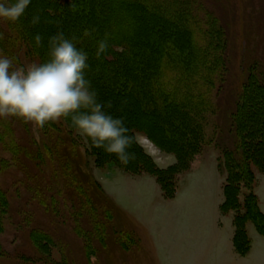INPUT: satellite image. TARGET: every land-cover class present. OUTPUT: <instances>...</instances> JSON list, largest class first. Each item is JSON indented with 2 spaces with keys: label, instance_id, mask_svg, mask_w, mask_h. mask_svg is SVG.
<instances>
[{
  "label": "rangeland",
  "instance_id": "obj_1",
  "mask_svg": "<svg viewBox=\"0 0 264 264\" xmlns=\"http://www.w3.org/2000/svg\"><path fill=\"white\" fill-rule=\"evenodd\" d=\"M49 1L31 0L19 20L33 27L46 43L55 35L52 24L51 27L40 22L32 25L31 19L39 15L45 8L43 4ZM119 3L101 0L96 3L94 13L107 14L109 8H120ZM183 3L190 7L197 24L196 31L201 32L204 53L208 51L205 33L212 30L214 21L224 25L229 44L227 73H219L221 80L225 77V84L222 86L215 77L210 88L212 92L206 96L214 110L207 116L208 141L201 153L185 159L163 151L145 132H135L137 145L160 171L178 173L177 181L168 184V192L174 196L164 197L161 186L165 184L161 185L148 171L135 174L115 163L97 165L89 140L77 130L69 135L62 118L41 126L12 116L0 117V196L9 204L0 227V264H211L201 261V255L196 251L201 245L189 238L191 227L201 225V207H211L209 200H201V164L203 170L217 158V169L226 177L225 189L227 173L220 169L219 159L222 150H235L232 112L238 92L251 66L264 70V0H179L180 5ZM158 4L170 9V0H159ZM145 19L143 16L141 27L150 30L151 22L147 20L145 24ZM13 24L0 20V36L7 40L6 46L15 33ZM128 25L124 34L134 42L137 39L134 24ZM113 26L110 23L104 30L113 32L116 25ZM122 28L126 29V25ZM147 41L145 37L138 48L130 46L131 53L136 54L130 58L133 63L137 58L142 59L139 54L142 48L151 51ZM3 48L5 46L0 42V55L6 56ZM20 49L16 67L39 64L37 58L27 55L25 46ZM132 62L131 68H134ZM130 111L133 112L132 108L119 117L130 119ZM53 123L61 124L60 134L52 128ZM134 160L129 162L131 166ZM253 171L257 183L264 178L259 169L254 167ZM91 178L95 182L93 187ZM244 192L242 187L241 201ZM254 192L256 194V186ZM223 194L224 203V190ZM220 213L221 222L227 216L232 217L233 247L238 258L251 255L254 246V253L258 254L256 264V258L264 254L260 247L264 235L253 223H248L249 248L241 255L234 244L235 211L223 213L220 209ZM41 235L47 236L46 242L38 241Z\"/></svg>",
  "mask_w": 264,
  "mask_h": 264
},
{
  "label": "trees",
  "instance_id": "obj_2",
  "mask_svg": "<svg viewBox=\"0 0 264 264\" xmlns=\"http://www.w3.org/2000/svg\"><path fill=\"white\" fill-rule=\"evenodd\" d=\"M100 1L51 0L43 4L45 8L40 10V23L50 27L52 24L51 28L55 34L63 31L68 38H78V47L87 51L89 56L86 76L97 91L98 100L105 105H111L105 110L114 117H119L132 108L133 112L130 111L131 116H128L130 119L125 120L130 133L145 132L149 138L160 144L163 151L176 153L185 159L198 155L208 141L206 121L207 116L214 110L206 96L212 92L210 88L215 82V77L219 78L222 86L225 84V77L222 76L223 80L219 77L220 72H223V75L227 73L229 40L224 25L219 24L220 21H214L212 30L204 32V43L208 49L204 53L201 50V32L196 31L197 24L194 17L192 18V11L186 4L180 5L179 0H170V9L163 7L164 5L161 7L159 0H146L143 3L109 0L116 3L119 1L120 8H109V13L97 15L94 13V7ZM95 14L97 17L93 18ZM143 16L146 18V21H143L145 24L147 20L151 22L150 30L145 29V26L141 27ZM110 23L116 26L113 32H106L104 29ZM131 23L135 27L133 32L136 30L138 35L134 42L124 34L127 25H133ZM14 24L15 33L9 38V47L4 44L7 40L0 36L6 56L14 58V64L18 66V50L25 46L30 58H37L39 63L47 61L48 43L44 38L43 46L37 48L34 42V36L38 34L36 30L19 21ZM123 25H126V29L122 28ZM85 29L91 32V36H83ZM145 37L148 46L151 45V51H144L142 48L141 53L139 52L142 59L137 58L136 63H133L130 58L136 54L133 51L131 53L130 46L138 48ZM104 39H107V51L97 58V42ZM131 62L134 68H131ZM215 88L216 86L212 89L213 93ZM62 121L65 130H69V135L75 131L70 118H62ZM60 125L51 124L58 134ZM232 126L236 138L235 150L220 151L219 167L227 173L225 201L221 210L223 213L235 211L234 244L235 249L243 255L247 253L250 242L246 231L248 223H253L264 235V214L254 192L257 182L253 173L255 167L264 174V70H259L258 66L249 68L246 81L238 92L237 103L232 112ZM86 138L90 142L97 165L115 163L123 170L135 174L148 171L147 173L155 176L161 185L165 184L161 186L164 197L174 196L168 192V184L177 181L178 173L160 171L137 142H133L129 149L135 154L134 165L131 166L130 163L122 165L114 154H108L95 147L90 138ZM94 183L91 178V187ZM241 186L245 190L242 201ZM81 188L84 189V186ZM8 207L7 199L0 196V227ZM240 209H244V212H239ZM44 236H39L38 241L46 242L47 236Z\"/></svg>",
  "mask_w": 264,
  "mask_h": 264
},
{
  "label": "clouds",
  "instance_id": "obj_3",
  "mask_svg": "<svg viewBox=\"0 0 264 264\" xmlns=\"http://www.w3.org/2000/svg\"><path fill=\"white\" fill-rule=\"evenodd\" d=\"M31 0H0V20L16 23L24 16ZM40 22L34 15L31 24ZM84 37L91 36L85 29ZM35 47L43 46V37L34 36ZM78 38L58 31L48 40V60L30 67H16L14 58L0 55V117L12 116L43 126L61 118H70L72 127L92 144L114 154L127 165L135 154L129 149L135 134L123 117H114L98 100V93L86 76L88 53L78 47ZM108 48L107 39L96 46L100 58Z\"/></svg>",
  "mask_w": 264,
  "mask_h": 264
},
{
  "label": "crops",
  "instance_id": "obj_4",
  "mask_svg": "<svg viewBox=\"0 0 264 264\" xmlns=\"http://www.w3.org/2000/svg\"><path fill=\"white\" fill-rule=\"evenodd\" d=\"M208 166L201 164V200H209L210 209L201 207V225L192 226L189 238L197 240L200 248L196 251L202 260L215 264H255L254 246L251 255L238 258L233 247L234 226L232 217L227 216L221 222V204L226 177L217 169V158L209 162ZM256 194L259 198L261 212L264 214V178H260L256 185ZM257 240V239H256ZM261 240L258 242L260 243ZM260 247L264 251V242ZM256 264H264V254L256 258Z\"/></svg>",
  "mask_w": 264,
  "mask_h": 264
}]
</instances>
